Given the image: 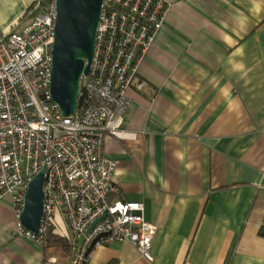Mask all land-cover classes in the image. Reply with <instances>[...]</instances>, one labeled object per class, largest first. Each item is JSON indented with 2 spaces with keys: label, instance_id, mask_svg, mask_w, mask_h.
<instances>
[{
  "label": "crops",
  "instance_id": "obj_1",
  "mask_svg": "<svg viewBox=\"0 0 264 264\" xmlns=\"http://www.w3.org/2000/svg\"><path fill=\"white\" fill-rule=\"evenodd\" d=\"M164 1L124 138L105 141L120 199L142 203L158 228L154 262L113 242L89 264H264V0ZM34 2L0 0V30ZM52 227L70 237L59 217ZM49 257L71 264L72 253L20 236L13 198L0 199V264Z\"/></svg>",
  "mask_w": 264,
  "mask_h": 264
},
{
  "label": "built area",
  "instance_id": "obj_2",
  "mask_svg": "<svg viewBox=\"0 0 264 264\" xmlns=\"http://www.w3.org/2000/svg\"><path fill=\"white\" fill-rule=\"evenodd\" d=\"M169 7L164 0H104L90 73L81 79L70 118L51 98L57 0H40L21 30H0V199L13 198L19 235L43 244L59 217L71 232V264H89L93 245L113 242H128L154 262L158 228L146 220L142 203L120 199L117 164L105 155V141L124 138L128 91ZM43 170L44 217L35 235L19 218L29 183Z\"/></svg>",
  "mask_w": 264,
  "mask_h": 264
},
{
  "label": "water",
  "instance_id": "obj_3",
  "mask_svg": "<svg viewBox=\"0 0 264 264\" xmlns=\"http://www.w3.org/2000/svg\"><path fill=\"white\" fill-rule=\"evenodd\" d=\"M103 2L104 0H57L51 98L65 118L77 113L81 79L84 75H89L95 54ZM44 181L43 170L29 183L19 218L23 228L35 235L40 234L44 217ZM82 242L83 238H80L79 244ZM94 248L95 245L89 249L88 255Z\"/></svg>",
  "mask_w": 264,
  "mask_h": 264
},
{
  "label": "trees",
  "instance_id": "obj_4",
  "mask_svg": "<svg viewBox=\"0 0 264 264\" xmlns=\"http://www.w3.org/2000/svg\"><path fill=\"white\" fill-rule=\"evenodd\" d=\"M39 1L40 0H37L36 2H34L33 5H31L25 11V13L19 18L17 23H15L12 26V29L19 31L31 22V20L38 13V11L36 10V7H37ZM54 230H55L54 227L50 228V230L47 233L44 245H46L47 247H59L64 255H66V256L71 255V245L69 243V239L65 238V237L57 236L55 234ZM109 264H116V263L114 261H112Z\"/></svg>",
  "mask_w": 264,
  "mask_h": 264
},
{
  "label": "rangeland",
  "instance_id": "obj_5",
  "mask_svg": "<svg viewBox=\"0 0 264 264\" xmlns=\"http://www.w3.org/2000/svg\"><path fill=\"white\" fill-rule=\"evenodd\" d=\"M36 1H37V0H36ZM65 227H66V226H65ZM66 229H67V228H66ZM67 231H68V229H67ZM68 233H71V232L68 231ZM55 248H58V247H55ZM50 259L55 260V259H53L52 257H49V258L45 259V261L48 262ZM55 263H57L56 260H55Z\"/></svg>",
  "mask_w": 264,
  "mask_h": 264
}]
</instances>
